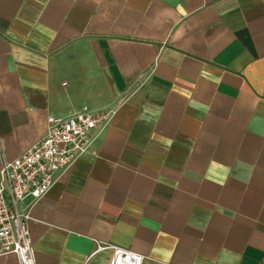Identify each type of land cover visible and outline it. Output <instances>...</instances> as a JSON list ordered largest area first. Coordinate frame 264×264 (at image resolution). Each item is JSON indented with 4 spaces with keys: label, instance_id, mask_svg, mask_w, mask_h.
I'll list each match as a JSON object with an SVG mask.
<instances>
[{
    "label": "crops",
    "instance_id": "obj_1",
    "mask_svg": "<svg viewBox=\"0 0 264 264\" xmlns=\"http://www.w3.org/2000/svg\"><path fill=\"white\" fill-rule=\"evenodd\" d=\"M83 107L33 264H264V0H0V167Z\"/></svg>",
    "mask_w": 264,
    "mask_h": 264
},
{
    "label": "built area",
    "instance_id": "obj_2",
    "mask_svg": "<svg viewBox=\"0 0 264 264\" xmlns=\"http://www.w3.org/2000/svg\"><path fill=\"white\" fill-rule=\"evenodd\" d=\"M114 110L92 112L83 107L67 117L47 118L45 136L24 154L0 167V256L13 254L18 264H33L27 231L31 207L50 190L56 176L91 153L93 132L106 127ZM31 198L32 203L25 205ZM98 246V250L107 249ZM110 264H142L136 253L111 248Z\"/></svg>",
    "mask_w": 264,
    "mask_h": 264
}]
</instances>
